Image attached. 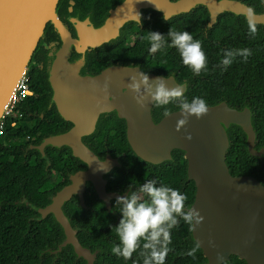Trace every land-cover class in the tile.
<instances>
[{
    "label": "water",
    "instance_id": "1",
    "mask_svg": "<svg viewBox=\"0 0 264 264\" xmlns=\"http://www.w3.org/2000/svg\"><path fill=\"white\" fill-rule=\"evenodd\" d=\"M58 2L0 0V117L39 39L43 37L47 23L54 24L62 40L51 69H48V81L53 89L51 102L55 103L58 115L64 121L72 122L73 126L68 131L43 139L37 149L67 147L87 169L72 174L69 184L40 210L42 218L52 214L64 233L58 249L70 245L77 258L86 264L94 263L97 251L92 253L80 244L63 206L76 196L79 205L86 208L83 195L86 183H90L106 207H110L109 199L103 195V175L115 167L116 162L111 157L101 161L82 142V138L93 133L100 113L117 109L119 116L127 121V141L139 159L159 164L169 160L173 150L183 153L187 162L186 179L195 185L194 201L190 207L197 209L204 218L199 226L194 229L191 226V239L195 243L201 242L200 250L205 258L203 264H223L230 262L231 256L245 264H264V186L251 176H232L225 161L230 148L227 130L231 126L242 130L249 155L261 159L264 148L256 149L251 111L247 107L242 110L232 108L222 101L208 106V114L199 120L189 117L188 123L176 131L180 110L154 123L152 103L146 102L141 108L134 100V94L127 85L130 76L139 69L114 66L96 77L82 78L76 75V70L67 61L72 45L82 50L107 44L126 22L137 20L135 13L143 9L159 12L167 20L203 6L209 14L208 27H212L223 13L245 18L243 9L247 5L238 0H123L110 10L101 27L86 28L80 32L78 40H74L55 20ZM261 4L262 12L256 13V23L264 27V0ZM148 76L150 79L157 77ZM166 80L169 87L177 85L171 77ZM180 86L186 89V85ZM123 89L125 94H122ZM188 134H191V140L185 139ZM100 167H107V170H100ZM217 253L223 257L222 262L217 259Z\"/></svg>",
    "mask_w": 264,
    "mask_h": 264
},
{
    "label": "trees",
    "instance_id": "2",
    "mask_svg": "<svg viewBox=\"0 0 264 264\" xmlns=\"http://www.w3.org/2000/svg\"><path fill=\"white\" fill-rule=\"evenodd\" d=\"M74 1L77 2L78 5L82 2H87V7L91 6L89 9H92L96 18L100 19L106 16L108 8L111 7V10L116 6L112 4L118 0ZM238 1L253 7L256 13L262 12V0ZM147 10L150 11V16H152L151 32L166 33L167 35L170 28L179 32L188 31L193 36L194 40L201 41L202 49L207 57L206 70H202L199 75H196L189 67L182 63V59L175 48L165 47L153 53V62L158 63L162 68L160 69L159 67L157 70L163 73L175 74L176 77L180 79L185 78L187 82L190 83L187 95L188 98L201 97L205 99L207 105L225 101L230 107L238 110L247 107L251 113H253L252 125L256 133V149L259 150L264 148V27L257 25V34L255 38H251L249 36L246 19L231 13L219 15L214 25L208 27L209 14L203 6H198L186 14H181L167 20L164 19L159 12L151 9ZM162 17L165 20L164 22L162 21ZM155 23L158 25V29L153 28V24ZM168 43H170V39H168ZM113 48H115V46ZM243 48H248L252 51V55L249 56L247 60L237 56L234 62L226 69L220 66V61L223 58V52L225 50ZM119 51H121L120 48ZM44 83L45 82L41 81L37 74H32L30 85L34 90L38 89L40 91L41 88L46 85ZM45 104V99L41 96L39 98L36 96L29 98L22 107L23 110L21 109L24 113V118L17 123L15 128L7 127L6 136L0 138V145L1 141H5L6 144L13 149L22 146L27 147V144L34 139L39 140L47 133L58 134L60 131L63 132L68 128V124L62 121L57 115L55 116V113H53V115L57 121L53 124H48L44 121L38 125L32 124L34 113L45 106ZM115 129L117 133L111 135L112 128L107 125H99L97 127L98 134L88 137L90 138L89 141L92 143L91 145H94L97 151L105 147H109L110 150L117 151V153L126 151L127 158L124 159V164L130 169L134 166L139 167L147 165L134 154L130 153L126 140L123 138V134H118L120 127ZM227 134L230 140V148L226 154L225 161L230 174L234 177H254L264 186V157H261L259 160L249 155L246 149L245 136L239 127L231 126L227 130ZM13 137L17 139L11 140ZM262 145L263 147L260 148ZM92 147L93 146H91V148ZM46 148L53 152L51 154L53 161L50 167L54 168L57 172L59 169L63 171L65 184H69V180L67 179L68 173L72 175L85 166L80 160L72 156L67 147L54 148L47 146ZM180 153L182 154V152ZM20 158L21 155L19 154L16 157L18 162H15L16 160L11 161L7 157L0 155L2 173L7 172L12 166H20L23 173L26 175L29 173L30 177L28 180L21 184L25 187V191L30 198L34 196L37 201L39 199V205L42 207L47 203V196L49 194L47 189L49 186L41 182L38 183L34 176L35 169L37 170L36 173H38V167H40L39 175H44L43 164L40 166L37 163L36 165L21 164ZM186 164V160L179 156V159L176 160V164L173 165L175 171H160L157 173V176L158 184L162 182L186 194L187 200L185 202V207L188 208L194 201L195 186L193 181H188L186 179ZM86 192L84 196L86 208L81 207L76 198H72L64 204L63 211L70 221L71 226L77 230V238L80 244L94 253L95 251L93 252L91 249L99 247V221L102 219L103 215L108 214L106 210L98 204L97 197L90 185L87 186ZM47 204H50V199ZM48 215H51L52 218L49 217L48 222L41 221V234L39 238H22L17 235H9L7 237H0V246L17 248L39 247L40 249L51 246L58 248L64 240V233L59 224L55 221L53 215ZM19 216V213H12L10 211L7 218L9 220L18 219ZM9 230L13 231L15 229L10 227ZM171 238L172 243L169 247H174L177 251L175 253H168V262H165V264H170L173 259H176V264H200L205 262L200 248L196 252L195 258L186 254L196 243L191 239L190 225L186 224L183 220L180 221L177 227L171 230ZM66 247L72 248L70 245ZM99 252L100 250L97 251V254ZM110 257L113 259L112 261L109 260L110 264H143V257L137 252L133 253L129 260H124L122 257H117L115 255ZM95 259L93 264H95ZM180 259L181 261H179ZM20 261L23 262V259H20ZM83 262L86 263L81 259L79 264H83ZM15 263H17V260L11 256V259L8 260V264ZM59 263L63 262L59 261ZM223 264H245V262L239 260L236 256H231L230 262H225Z\"/></svg>",
    "mask_w": 264,
    "mask_h": 264
},
{
    "label": "flooded vegetation",
    "instance_id": "3",
    "mask_svg": "<svg viewBox=\"0 0 264 264\" xmlns=\"http://www.w3.org/2000/svg\"><path fill=\"white\" fill-rule=\"evenodd\" d=\"M122 1L123 0H118L112 5H117ZM87 4V2H82L78 5L74 0H59L57 4L55 20L67 29L70 37L74 40H78L80 32L83 33L82 30H85L86 28L90 27L91 29H97L101 27L104 24L111 8H108L106 16L99 19L96 18L93 10L89 9L91 6L87 7ZM150 14V11L147 9L141 10V22L139 23L137 20L126 22L119 29L117 35L110 39L106 45L103 44L97 48L88 47L82 50H78L75 45H72L69 48V54L67 57L68 64L76 70V75L82 78L96 77L104 70L114 66L137 68L140 71L145 72L147 75L160 76L164 78L171 77L177 85H186V89H184V96L190 101L192 98L187 97L190 83H188L185 78L180 79L176 77L175 74L159 72L157 68H159L160 65L153 62V53L149 50L150 41L147 39L148 32H151L152 29V16H150ZM162 21H165L163 17ZM155 24H153V28L158 29V25ZM55 30L54 24L51 22L47 23L44 29V35L39 39L25 70V73L29 77V81H31L32 74H37L40 80L44 81V84H46L40 91L38 89L35 90V96L38 98L40 96L43 97L46 104L34 113V119L32 120V124L34 125H38L43 121L48 124H53L57 121L55 118L56 115L64 121L58 115L55 103L51 102L53 89L48 81V69H51L53 61L55 60L56 52L62 45L61 37ZM163 35L166 36V33ZM114 46L115 48H113ZM119 48L121 51H119ZM160 69L162 68L160 67ZM125 93L126 90L123 89L122 94ZM108 100L111 101L112 98L108 97ZM165 108H168L171 113L180 110L175 103H170L163 107H156L152 104L151 117L154 123H158L165 117L163 115ZM53 113H55V116ZM64 122L68 124V128H66L63 132L68 131L73 126L72 122ZM99 125H107L112 128L111 135L117 133L115 128L120 127L118 134H123V138L126 140L130 153H134L128 144L126 137L127 121L124 117L121 118L119 116L117 109L100 113L96 120V126L93 133L82 138V142L92 152H94L101 161H104L107 157H111L116 162V166L103 175V180L105 181V193L103 195L109 199L108 202L110 207H106L105 201L96 194L90 183H86V189L83 195L85 196L87 193V186L90 185L97 197L98 204H100L108 214L103 215L102 219L99 221V247L91 250L93 252L100 250V252L96 255L95 264H110L109 260H113L110 256H114L111 252V248L115 244L119 243L115 232V226L118 225V222L121 219V213L119 212L120 206L116 205V198L118 196H126L130 191H138L139 186L147 180L155 179L158 184L157 173L168 170L175 171L173 165L176 164V160L179 159V156L183 159L184 157L183 153L181 154L177 150H173L169 160L163 161L159 164H150L143 161L147 165L139 167L134 166L130 169L124 164V159L127 158L126 151L117 153V151L110 150L109 147H105L102 150L98 149L97 151L94 148L95 146L91 145L92 143L89 141L90 138L88 137L98 134L97 127ZM61 132L62 131L59 133ZM54 134L56 133H47L39 140L34 139L32 142L27 144V147L22 146L20 148L13 149L11 146L6 144L5 141H1L0 145V155L7 157L11 161L16 160V157L20 154L21 164L36 165L37 163L39 166L43 164L44 175H39L40 167H38V173H36L37 170L35 169L34 178L38 183L41 182L42 184L49 186L47 189V192H49L47 196V203L50 197L55 195L64 186L68 185V183L65 184L63 171H60L61 169H59L57 172L54 168L50 167L53 161L51 158V154L53 152L48 148L37 149L43 139ZM5 136L6 134L4 137ZM91 146L93 147L91 148ZM261 147H263V145L260 146V148ZM262 157H264V154ZM15 162L18 161L16 160ZM86 169L87 167L83 166L81 171ZM70 175L71 174L69 173L67 174L68 180ZM29 177V173L27 175L23 173L20 166H12L7 172L2 173L0 165V237L17 235L22 238H39L41 234V221L48 222V218H52L51 215H46L42 218L40 210L44 209L48 204L46 203L41 207L39 205V199L37 201L34 196L30 198L25 191V187L22 186L21 183L28 180ZM73 198L78 200V197L76 196ZM10 211L12 213H19V218L9 220L7 217ZM10 227L15 230L10 231ZM170 249L171 251L169 252L172 253L177 251L174 247H170ZM137 253L139 254L140 250H138ZM11 256L17 260V263L15 264H79V262H81V259H77L73 249L70 247H65L59 250L57 247L51 246H47L43 249H40L39 247L17 248L0 246V264H8V260L11 259ZM20 259H23V262L20 261ZM59 261L63 263H59ZM179 261H181V259ZM165 262H168V256L166 257ZM203 263L204 262L200 264ZM83 264L86 263L83 262ZM170 264H176V259H173Z\"/></svg>",
    "mask_w": 264,
    "mask_h": 264
},
{
    "label": "clouds",
    "instance_id": "4",
    "mask_svg": "<svg viewBox=\"0 0 264 264\" xmlns=\"http://www.w3.org/2000/svg\"><path fill=\"white\" fill-rule=\"evenodd\" d=\"M243 15L247 20L249 36L255 38L258 31L255 9L246 6ZM135 17L140 23V13H135ZM147 39L150 41L149 50L152 53L165 47L175 48L182 63L194 74L199 75L202 70H206L207 57L201 41L194 40L188 31L179 32L170 28L166 36L159 32H148ZM251 55L252 51L248 48L225 50L220 66L226 69L237 56L247 60ZM166 81L164 77L150 79L145 72L136 71L135 75L130 76L127 88L132 91L134 100L141 108L149 101L156 107L175 103L180 109L181 116L176 122V131H180L188 123L189 117L194 116L199 120L208 114L209 107L205 99L197 96L189 101L184 96V89L181 86L169 87ZM170 114V110L165 108L163 115L167 117ZM191 138V134L185 136L187 140ZM100 170L106 171L107 167H100ZM186 200V194L162 182L157 184L155 179L141 184L138 191L118 196L116 205L120 206L121 219L115 226V232L119 243L111 248L112 254L129 260L133 253L140 250L143 264H165L166 257L171 251L169 247L172 243L171 230L177 227L181 220L194 229L204 219L194 207H185ZM209 243L211 244V241ZM200 247L201 242L197 241L186 254L195 258ZM217 259L222 262L223 257L217 253Z\"/></svg>",
    "mask_w": 264,
    "mask_h": 264
},
{
    "label": "built area",
    "instance_id": "5",
    "mask_svg": "<svg viewBox=\"0 0 264 264\" xmlns=\"http://www.w3.org/2000/svg\"><path fill=\"white\" fill-rule=\"evenodd\" d=\"M35 95L36 92L30 85L29 77L24 72L18 80L11 94L10 100L0 117V138L6 134L7 127L15 128L17 123L24 118V113L21 109L28 99L35 97ZM16 139V137H13L11 140Z\"/></svg>",
    "mask_w": 264,
    "mask_h": 264
}]
</instances>
